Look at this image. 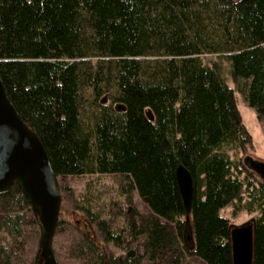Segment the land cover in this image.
<instances>
[{
  "label": "trees",
  "instance_id": "obj_1",
  "mask_svg": "<svg viewBox=\"0 0 264 264\" xmlns=\"http://www.w3.org/2000/svg\"><path fill=\"white\" fill-rule=\"evenodd\" d=\"M205 55L226 60L264 125V0H0L2 84L58 180L113 175L123 204L146 202L96 207L87 184L74 208L104 248L80 234L79 264H232L229 205L257 213L253 264H264V183L232 157L251 138ZM178 166L193 180L189 211ZM0 237V264H23L39 239L17 183L0 195Z\"/></svg>",
  "mask_w": 264,
  "mask_h": 264
},
{
  "label": "water",
  "instance_id": "obj_2",
  "mask_svg": "<svg viewBox=\"0 0 264 264\" xmlns=\"http://www.w3.org/2000/svg\"><path fill=\"white\" fill-rule=\"evenodd\" d=\"M242 164L264 183V162L245 156ZM176 181L182 202L189 211L193 196L191 174L178 166ZM15 183L27 198L39 227L33 264H58L52 246L61 203L58 178L40 138L18 114L0 76V195L8 193ZM187 234L190 242L189 231ZM229 242L232 264H253L254 220L231 226Z\"/></svg>",
  "mask_w": 264,
  "mask_h": 264
},
{
  "label": "rangeland",
  "instance_id": "obj_3",
  "mask_svg": "<svg viewBox=\"0 0 264 264\" xmlns=\"http://www.w3.org/2000/svg\"><path fill=\"white\" fill-rule=\"evenodd\" d=\"M212 60H218L222 66V74L226 80V83L235 92L236 106L241 116L242 123L251 138V145L244 151H238L232 153L233 158H237L241 161L245 156H251L254 159L264 162V125L260 124L256 118L255 113L244 102L241 95L235 90V85L229 74L228 63L224 58H216L209 55L203 56V62L209 63ZM115 108L119 109L118 105ZM116 177L113 175H86L80 177H67L63 181L58 180L61 203L59 208L58 220L62 223L56 230L52 246L56 255L58 264H79L72 257L73 242L80 234H85L91 238L100 248H104V245L96 231L94 225L84 216L83 213L77 211L74 208V203L79 201L81 195L85 191L87 184L92 188L93 195L98 197V201L95 204L99 207L102 204H110L111 208H115L118 204L124 209L127 214H131L132 209H136L139 212H146V202L140 198L137 194L133 196L132 204H123L120 197L115 192L114 181ZM65 186L66 188H62ZM106 210H109L106 209ZM221 215L226 217L231 226H239L256 217L255 212L248 213L244 210L234 211V206L229 205L221 210ZM1 238V237H0ZM27 249L24 253L18 251L25 258L23 264H32L31 259L37 250L38 241L32 242V239H28ZM116 254L122 255L123 252L115 250ZM194 264H203L198 260H193Z\"/></svg>",
  "mask_w": 264,
  "mask_h": 264
}]
</instances>
